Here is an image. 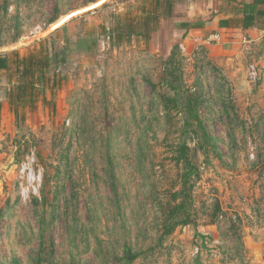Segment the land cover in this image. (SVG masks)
Wrapping results in <instances>:
<instances>
[{
	"label": "rangeland",
	"instance_id": "obj_1",
	"mask_svg": "<svg viewBox=\"0 0 264 264\" xmlns=\"http://www.w3.org/2000/svg\"><path fill=\"white\" fill-rule=\"evenodd\" d=\"M154 6L0 0V264H264V33L134 34Z\"/></svg>",
	"mask_w": 264,
	"mask_h": 264
},
{
	"label": "crops",
	"instance_id": "obj_2",
	"mask_svg": "<svg viewBox=\"0 0 264 264\" xmlns=\"http://www.w3.org/2000/svg\"><path fill=\"white\" fill-rule=\"evenodd\" d=\"M244 10L249 15L246 28L243 27L246 22ZM169 18L178 20L183 42L215 39L223 42L232 40L230 37L246 40V37L254 38L264 33V0H175ZM183 22L196 26L184 27Z\"/></svg>",
	"mask_w": 264,
	"mask_h": 264
},
{
	"label": "trees",
	"instance_id": "obj_3",
	"mask_svg": "<svg viewBox=\"0 0 264 264\" xmlns=\"http://www.w3.org/2000/svg\"><path fill=\"white\" fill-rule=\"evenodd\" d=\"M175 0H155L154 10L151 13L147 10L143 13V22L141 23L142 32L137 33L133 32L134 34L144 35L143 33L146 32L150 26L152 21L156 22L158 20L157 15H159V19H166L171 16L172 6ZM254 8V6H250ZM248 8L245 7V9ZM153 13V15H152ZM244 18L246 21L248 14H246V10H244ZM247 22V23H246ZM243 24V27L246 28L249 22L248 20ZM184 27H192L196 26V24H192L190 22H183L181 23ZM222 25V23H221ZM118 34L121 33L122 30H117ZM128 34H131L130 30ZM121 35V34H120ZM121 38V37H120ZM85 42V39H80L78 43ZM88 48V47H86ZM16 58V57H15ZM18 58V56H17ZM51 55L44 50H41L36 55H31L28 58H20L21 62L17 61L15 64V70L18 73V81L16 84L15 89L9 92L8 94V103L10 106H13L15 103L25 104L28 102L30 105L34 102V95L33 92L35 91V82L42 81L45 77V74L49 71V64H50ZM10 63L9 59L6 56H0V70H9ZM54 68V67H53ZM29 78V79H28ZM45 101V99H43ZM15 112V109H13ZM195 116V114H192ZM182 204L179 203L173 207V211L176 208L182 207ZM188 220V215H185V219ZM125 261H128V258H125Z\"/></svg>",
	"mask_w": 264,
	"mask_h": 264
},
{
	"label": "built area",
	"instance_id": "obj_4",
	"mask_svg": "<svg viewBox=\"0 0 264 264\" xmlns=\"http://www.w3.org/2000/svg\"><path fill=\"white\" fill-rule=\"evenodd\" d=\"M181 48L182 49H184L185 47H184V45H182L181 46ZM250 77L252 78V79H256L257 77H258V72H257V70H256V68L253 66V67H251V70H250ZM24 170H25V168L23 167L22 169H21V171H20V174L21 173H23L24 172ZM30 175H32V177H33V179H34V173H32L31 171H30ZM22 177V175H20V178ZM21 183V182H20ZM21 189H23V187L21 186Z\"/></svg>",
	"mask_w": 264,
	"mask_h": 264
}]
</instances>
